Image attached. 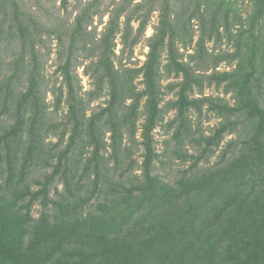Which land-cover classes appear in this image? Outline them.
Returning a JSON list of instances; mask_svg holds the SVG:
<instances>
[{"label":"rangeland","instance_id":"374dc122","mask_svg":"<svg viewBox=\"0 0 264 264\" xmlns=\"http://www.w3.org/2000/svg\"><path fill=\"white\" fill-rule=\"evenodd\" d=\"M13 1L23 12L19 17L25 32L16 26L14 39L0 40V211H4L3 204L9 201V215L16 213L19 217L27 208L30 216L27 224L41 230L46 223L49 230L56 223L54 211L61 212L58 204L52 207L50 203H58L62 196L73 202L66 184L58 178L57 169L64 170L68 153V167L78 170L76 183L72 185H78V177L88 160L94 157L96 160L94 145L89 143L92 136L96 139V132L102 143L98 152L102 171L111 173L112 178L122 173L125 183L128 179L134 182L135 178L143 181L148 176L153 185L171 188H178L184 178L202 179L204 173L208 176L212 171L223 174L228 168L218 165L220 160L235 158L241 151L242 140L253 134L255 123L248 121L239 107L244 95L238 93L249 74L252 75L249 89L253 93L260 89L259 83L264 85L261 0H0V10H16ZM123 6L134 16L126 23L120 13ZM160 6L167 7L160 10ZM32 16L41 27L33 29L29 21ZM126 33L131 40L130 49L124 45ZM154 48L156 55L151 58ZM16 57L22 62L10 84L15 100L5 107L3 86L15 68L12 69V64ZM151 64L152 79L146 74V67ZM66 73L79 101L77 107L83 102L78 108L80 119L70 112ZM111 78L119 90L118 97L124 96L122 101L117 100L113 110L115 122L119 123L117 133L109 122ZM98 79L103 80L100 93ZM123 83L126 91H120L124 89ZM30 90L37 93L42 116L46 118H38V137L34 139L37 147H43V160L38 164L31 155V140H6L17 123V101ZM153 92L154 97L150 94ZM152 102L156 110L151 124ZM134 103L135 113L129 118ZM259 106L264 110V94ZM29 114L27 111L26 116ZM232 127L234 131L230 130ZM147 128L155 156L149 171L144 173ZM74 132L82 135L85 142H78L71 149L72 154L67 151ZM234 142L236 148L231 150ZM113 150L120 155L117 164ZM60 160L61 166H57ZM26 167L31 193L40 189L39 183L43 184L45 177L50 178L47 188L50 203L45 207L42 195L31 201L28 191L25 197L20 196V192L26 191H21L24 186L9 188L11 181L18 182ZM91 170L90 180L79 181V185L85 183L87 187L78 192L81 198L75 200L78 202L75 218L83 219L87 211L95 212L96 198L104 201L106 196V187L103 194L94 191L92 180H96V173L93 167ZM224 181L234 183L228 177ZM101 184L102 180L100 188ZM216 187L221 193L226 190L224 182ZM208 205L206 200L205 206ZM204 210L201 207L185 216L198 223ZM43 215L46 222L41 221ZM133 222L134 219L130 224ZM15 223V218L10 220L11 225ZM84 258L78 263L89 259L87 255Z\"/></svg>","mask_w":264,"mask_h":264},{"label":"trees","instance_id":"16d2710c","mask_svg":"<svg viewBox=\"0 0 264 264\" xmlns=\"http://www.w3.org/2000/svg\"><path fill=\"white\" fill-rule=\"evenodd\" d=\"M261 2L264 4V0ZM15 3L13 1L12 4L16 8L14 11L7 8L0 10L2 12L0 40H6L7 37L14 39V30H18L16 26L25 32V25L20 24L19 17V14L23 12L16 7ZM166 7L160 6V10ZM96 9L98 11L99 8ZM120 11L124 16V23L134 17L128 7L123 6ZM141 17L139 16L138 19L140 23ZM29 21L33 25V29L41 27L36 21V17L32 16ZM125 44L128 46L126 48L130 49L131 40L127 33L124 34ZM151 55V58L155 57V48L152 49ZM21 60V58H15L12 69L13 66L15 68L11 70L10 76L6 77L3 86L5 107L15 100L10 91V84L14 73L17 74L19 66L21 67ZM146 68L147 77L152 79L154 71L152 64ZM251 76L249 74L248 77H245L243 85L239 86L238 94L244 95L239 101V107L249 118L248 121L251 120L252 123H255L254 132L242 140L241 151L235 158L226 160L223 157L220 160L218 165L228 168L223 174L212 171L208 176L204 173L202 179L194 178L188 181L189 178H184L179 182L178 188H171L165 184H154V186L148 176L143 181L135 178L133 182L128 179L126 182L128 184H126L122 181L124 177L122 173L118 178H112L111 173L107 174V171H102L98 159L102 143H100L96 132V139L92 136V142L88 141L94 145L96 160L95 157L88 160L78 180H90V172L93 167V171L96 173V180H92L94 191L103 194L106 187V196L104 201H98L96 198L95 212L87 211V216L79 219L75 218L78 209L75 206L78 202L75 200H80L78 198L81 196L78 195V192L87 185L84 183L81 186L79 181L78 185H72V183H76L78 170L68 167V153L65 154V168L62 172H59L58 168L57 173L60 174L57 175L66 184L73 202L64 200L62 196L58 203H50L47 189L48 180H50L48 177H45L46 180L43 184L39 183L40 189L36 193H31L27 181L28 172L26 170L28 167L23 168L18 182L11 181L9 188L14 190L19 186H24L21 191H25V189L26 191L20 192L22 198L28 191L31 201H35L37 195L40 194L44 200V207L48 203L52 207L58 204L57 207L61 212L54 211L53 216L56 223L52 224L49 230L46 229V223H43V226L47 231L44 228L38 230L27 224V221L30 220L27 208L24 214H19V217H16V213L10 215L7 213L10 204L9 201L5 202L3 204L5 205L4 211H0V264H79L78 262L85 259L86 255L89 259L85 260L83 264H264V110L259 106V99L264 94V85L259 83L257 89H260L256 91L257 94L253 93L248 84ZM70 79V75H67L70 112L80 119L78 108L82 107L83 102L80 101L79 107H77L79 101L73 94ZM110 81L113 84V89H111L109 122L112 125V130L117 133L119 123L115 122L116 113L113 110L115 104H118L117 100L122 101L124 96L118 97L119 90L114 87L115 81L112 78ZM96 85H98V93L102 92L103 80L98 79ZM122 86L124 89L120 91H126V85L123 83ZM151 86L154 87L153 84ZM150 94L154 97V92ZM25 95H22L17 101L16 112L18 113L15 114L17 123L11 129V134L6 137V140L10 141L12 138L18 139V141L31 140L29 143L31 155L38 164L43 160V147H37L34 139L38 137L37 124L40 122L38 118L42 116L43 107L41 100H38L37 93L33 90L27 91ZM135 106L134 103L129 118L134 116ZM118 109L120 108L118 107ZM153 110L156 109L152 102L150 117L153 115ZM27 111H30L28 116H26ZM243 117L246 120V117ZM42 118L46 119L44 115ZM98 118L100 119L99 115ZM153 121L154 118L151 117L149 123L152 124ZM77 125L81 126L79 123ZM145 130V154L142 171L147 173L155 154L151 147L150 128ZM230 130L234 131L233 127ZM78 142L84 143L85 139L79 133L74 132L70 137L68 151H66L72 153L74 150L71 149H75ZM235 144L234 142L231 145V150L236 148ZM17 146H21V143L18 142ZM118 153L114 151L115 164L120 160ZM57 166H61V160ZM226 177L234 180L233 185L231 182L224 181ZM101 180L103 187L100 188ZM222 182H224L226 190L221 193L216 186L222 185ZM89 194L90 192H88ZM107 199L110 200L107 201ZM206 200H209L207 207L205 206ZM110 206L111 208H109ZM201 207H205V210L200 213L199 218L201 219L198 223L192 222L191 218L185 216L194 213ZM120 214L123 215L122 218H120ZM43 216L41 221L46 222L45 215ZM67 217L70 218L69 221ZM13 218L16 219V223L11 225L10 220ZM63 218L66 219L65 222ZM132 219L134 222L130 224ZM113 233L118 235L116 237L109 236ZM28 236H30V240ZM95 245L96 247L93 248Z\"/></svg>","mask_w":264,"mask_h":264}]
</instances>
